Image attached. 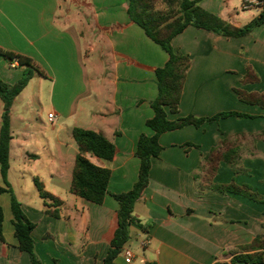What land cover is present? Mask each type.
Segmentation results:
<instances>
[{"label": "crops", "instance_id": "crops-1", "mask_svg": "<svg viewBox=\"0 0 264 264\" xmlns=\"http://www.w3.org/2000/svg\"><path fill=\"white\" fill-rule=\"evenodd\" d=\"M197 1L203 10L235 27L248 24L264 8V0H260L262 6L245 10L241 9L245 0ZM126 9L127 0H0V51L30 59L43 73L33 74L10 108L7 173L9 182L14 148L17 173L23 180L29 176L32 185L29 191L20 186V195L13 194L35 225L31 238L41 264H104L117 228L118 204L111 194L132 188L139 168L137 139L141 134H153L145 122L153 116L150 103L157 95L155 70L168 56L129 19ZM171 46L188 56L189 67L178 112L171 114L166 108L168 120L188 115L211 117L226 111L253 118L228 117L159 136L161 151L151 159L147 186L133 206L138 223L129 226V240L112 263L246 264L231 263L230 252L244 253L238 247L261 232L264 204L229 192L199 190L194 176L200 174L198 168L211 147L223 138L238 136L240 159L233 167L219 163L212 182L248 185L264 198V134L259 136L264 132V109L239 101L233 91L264 94V22L237 38L188 26L171 40ZM94 47L100 48V58L108 57L107 70L102 61L92 65L98 74L102 69L106 72L108 96L104 100L88 68L87 58ZM247 67L259 82L241 83ZM24 69L0 53V80L12 85ZM92 102L97 110L89 107ZM2 112L0 100V118ZM49 113L53 114L52 124ZM36 125L53 134L44 137ZM75 127L99 132L113 144L111 161L86 154L91 163L110 170L109 194L100 205L72 194L73 204H68L52 186L49 193L61 202L55 208L51 200L39 196L33 180L37 174L62 179L72 169L76 145L71 157H64L62 149L70 147L67 140H73ZM32 190L40 203L28 199ZM0 207L4 216L0 264H30L13 237L7 194H0ZM54 209L58 218L46 213ZM142 241H147L143 247ZM125 248L133 254L130 262L124 259Z\"/></svg>", "mask_w": 264, "mask_h": 264}, {"label": "trees", "instance_id": "trees-1", "mask_svg": "<svg viewBox=\"0 0 264 264\" xmlns=\"http://www.w3.org/2000/svg\"><path fill=\"white\" fill-rule=\"evenodd\" d=\"M126 12L129 19L139 26L151 41L165 51L168 59L162 67L155 70L157 95L150 103L153 116L145 122L153 134L151 136L141 134L137 139L136 155L139 159L137 179L129 191L111 194L118 204L116 211L117 228L110 242L104 264H113L114 257L120 249L126 246L129 240V226L138 223L132 215L133 206L147 186L151 159L157 157L161 151L158 139L162 133L181 129L187 125L199 127L205 122H217L228 117L253 118L248 114L226 111L216 113L211 117L188 115L175 120H168L166 108L171 114L178 112L181 91L189 67L188 56L179 51H174L171 40L188 26L225 37L237 38L247 35L253 28L264 22V8H262L257 18L242 27H235L220 17L203 10L199 7L197 0H127ZM0 53L9 61H16L19 65L25 66L21 78L14 84L9 85L0 80V100L3 104V112L0 118V194H7L9 198L11 225L13 237L17 242V249L20 252L27 253L30 264H41L34 253V244L31 238V232L35 225L23 214L7 180V173L9 169V141L11 140L10 108L15 97L27 85L33 74L36 72L42 75L43 73L34 67L31 60L26 57L3 51H0ZM257 82H259V78L250 67H247L244 76L241 78V83ZM233 91L239 101L264 109V94L245 92L237 88H234ZM263 134L264 132H261L259 136ZM71 136L76 145L77 153L71 169L69 192L91 203L100 205L105 196L109 194L107 186L110 170L106 167L94 165L86 157V154L102 161H111L114 155V146L101 133L92 130L75 127L71 131ZM239 143L240 139L236 136L234 139L223 138L217 145L211 147L203 156L202 163L198 168L200 174L194 176L198 180V188L199 190H215L221 193L229 192L242 195L252 201L264 204V198L252 192L248 185L238 186L233 181L228 184H215L212 182L219 163L222 162L233 167L240 159ZM33 182L42 199L51 200L52 206L55 208L60 205V200L45 191L42 183L37 178H34ZM46 213L54 218L59 217L56 209L46 210ZM3 221V210L0 207V242L4 243L2 236ZM238 249L244 253L230 252V254H233L230 259L231 263L264 264V222L261 232L249 244L240 246Z\"/></svg>", "mask_w": 264, "mask_h": 264}, {"label": "rangeland", "instance_id": "rangeland-1", "mask_svg": "<svg viewBox=\"0 0 264 264\" xmlns=\"http://www.w3.org/2000/svg\"><path fill=\"white\" fill-rule=\"evenodd\" d=\"M100 48L99 47H94L93 51L90 53V55L88 56L87 60H88V68L89 71L91 73V79L93 81V85L95 84L97 88H99L101 90L102 93V97L101 100H104L107 96H108V87H107V83H106V79L104 78V74L106 73L103 69L100 71V73L98 74V72L96 71V69L93 67L94 65L98 64L100 65V62H104V65L106 67L107 70V63H108V57L103 56L102 58H100ZM93 65V66H92ZM91 107L93 110H97V106L94 102L91 103V105L89 106ZM86 116V115H85ZM87 118L88 121L91 120L89 117H84ZM85 120V119H84ZM87 121V120H86ZM15 124L16 121H13V125L16 126ZM82 124V123H79ZM88 125V124H87ZM39 127L40 129V133L44 136L47 137V135L49 134H53L51 129H44L42 128L40 125H36ZM18 128H20V125L18 126ZM34 138H31V141H33ZM67 142L69 143L70 147L66 148L64 147L62 149V155L65 157L66 155L68 157H71L74 152L76 151L75 149V143L73 142V140L69 139L67 140ZM12 158L16 160L15 163H13ZM69 159V158H68ZM69 165L71 166V162L70 160H68ZM42 160L41 163L39 165H42ZM11 165H12V170L10 172V176H9V183L11 184L12 188V192H17V194L20 195L21 190L22 191H29V187L30 185H32L31 182V178L29 176H26V180L22 179L21 176H19V174L17 173V166L18 161L16 159V154L14 151V148H12L11 150ZM68 172L66 173V175L64 176V178L62 179H58L56 177L54 178H49V176H47L46 174H37L35 175L37 177V179L39 180V182H41L43 185L46 186L47 189H45L46 191L48 190H52V186H56L58 188V190L56 191L57 194H59L60 196H62V198L65 200V202H67L68 204H73V201L71 200L72 194L69 193L68 191V187H69V183H70V175H71V167H69V169L67 170ZM20 186H22V189L20 190ZM54 190V189H53ZM33 194L31 196L28 197V199L30 201H37V203H40V199L38 198V196H35V191L32 190ZM49 192V191H48ZM133 242H135V240H133Z\"/></svg>", "mask_w": 264, "mask_h": 264}, {"label": "built area", "instance_id": "built-area-1", "mask_svg": "<svg viewBox=\"0 0 264 264\" xmlns=\"http://www.w3.org/2000/svg\"><path fill=\"white\" fill-rule=\"evenodd\" d=\"M251 5H254L255 7H259V6L263 5V2L260 1V0H245L242 3L241 9L242 10L248 9V8L251 7ZM47 119L50 122V124H52L53 123V119H54L53 118V114L49 113L47 115ZM146 244H147V241H142L141 242V246L142 247L145 246ZM122 253H123V256H124V259H125L126 262H130L133 259V254H132V252L129 249H127V248L123 249Z\"/></svg>", "mask_w": 264, "mask_h": 264}]
</instances>
